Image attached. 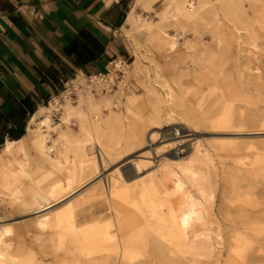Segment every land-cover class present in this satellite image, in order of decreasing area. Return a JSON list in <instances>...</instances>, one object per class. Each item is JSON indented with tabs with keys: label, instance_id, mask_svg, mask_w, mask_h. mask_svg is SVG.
<instances>
[{
	"label": "bare ground",
	"instance_id": "1",
	"mask_svg": "<svg viewBox=\"0 0 264 264\" xmlns=\"http://www.w3.org/2000/svg\"><path fill=\"white\" fill-rule=\"evenodd\" d=\"M141 1L147 10L152 9L154 0ZM243 1L245 0H167L168 5L160 14V20L154 21L143 14L132 13L128 22L138 32L145 31L148 42L172 50L177 48L184 32L173 35L165 29V23L174 21L184 28L197 25L212 27L213 39L217 43L234 35L236 47L246 53L248 64H251L259 57L262 49L260 28L256 20L244 9ZM248 1L250 7L257 11L258 1ZM186 45L188 48L194 47L189 41ZM209 49L211 48L206 42H202L199 50L191 56L200 58L201 62H207ZM123 66L120 61L110 64V77L117 76L120 69H125ZM252 70L261 74L260 66ZM212 77L215 81L216 76ZM92 81L93 84L81 85L83 92L77 104L70 100L62 104L63 121L67 126L62 127L63 124L54 123L50 114L51 107L55 108L52 102L50 107H42L31 117L27 135L19 140H7L0 150V183L3 188L17 196L20 207L37 206L36 213L39 215L33 223L36 229L33 237L38 242L40 251L57 254L67 246L73 238L68 235V230L75 226V215L89 202H103L107 205L109 219L100 225L96 235L103 236L109 244L115 242V230L119 232L128 226L129 205L132 204L125 201L138 199L140 210H150L157 215L158 225L152 228L156 231V236L147 238L140 248H127L123 252H113L109 249L100 253L89 251L85 252L84 259L68 252L66 256L69 257L62 258L59 264H152L154 259L166 258L161 237L191 264H221L226 244L236 242V237L231 233L232 229L227 235L224 225L214 217L216 166L211 148L204 146L200 141L196 142L193 151L185 156L176 153L164 158L152 177H139L130 182L123 176H118L109 180V183L100 179L89 186L94 179L102 176L101 172L106 171L111 164L115 150L113 148H128L148 135L144 129L146 119L141 107L134 106L133 101L128 99L124 114L119 113V104L114 98L122 89H111L104 83L103 76L96 74ZM78 88L80 89V86ZM150 90L155 97L153 119H161L162 115H165L168 120H179L191 129L189 131L184 128L183 133L195 132V127L199 126L203 118L196 114L194 107H188L183 97L173 92L161 91L153 83ZM114 91L116 92L113 94ZM58 101L56 98V102ZM106 107L110 108L107 114L101 111ZM92 114L96 115V123L91 119ZM178 115L182 119H179ZM188 117L190 119H183ZM74 118L81 124L79 130H73L69 125H77ZM206 122L216 130H227L240 124L227 113H221ZM167 123L163 125H170ZM55 131L58 138L53 140L52 133ZM192 136L193 134H189L183 137ZM183 143H171L170 150ZM95 149L99 152L98 155L94 152ZM131 150L121 149L119 154L128 157ZM34 151L45 160L41 169L46 174L45 179L35 178L31 172ZM259 161L257 159L255 162ZM54 163L58 165L59 175L48 169L49 165ZM18 174L33 180L35 187L30 192L29 200L23 198V190L14 189ZM71 197L73 198L70 199ZM159 197H165L171 203L176 223L165 215L157 214L158 205L154 199ZM65 201L67 202L64 203ZM14 230L13 224H0V264H44L34 262L32 254L23 255L22 244L19 246L21 249H14V239L11 237ZM20 237L25 239L23 234Z\"/></svg>",
	"mask_w": 264,
	"mask_h": 264
},
{
	"label": "rangeland",
	"instance_id": "2",
	"mask_svg": "<svg viewBox=\"0 0 264 264\" xmlns=\"http://www.w3.org/2000/svg\"><path fill=\"white\" fill-rule=\"evenodd\" d=\"M257 1V11L250 7L248 0L242 3L260 28L262 49L259 57L251 64H248L246 53L236 47L234 35L217 43L213 39L212 27L197 25L184 28L174 21L165 23V29L173 35L184 32L177 48L173 50L148 42L146 32H138L131 25L129 30H124L129 38L131 58L117 60L125 62V77L119 75L114 88L111 89H122L114 98L119 104V113L124 114L128 99L133 101L134 106L143 109L146 119L144 129L148 135L128 148H113L115 150L111 164L106 171L101 172L102 176L94 179L89 185L100 179L109 183V180L118 176H123L130 182L139 177H152L164 158L176 153L185 156L192 152L196 142L200 141L204 146L211 148L216 166L214 217L224 225L227 235L232 229L231 233L236 237V242L226 244L221 264H264V0ZM137 4L141 7L138 14L154 21L160 20V14L168 5L167 0H154L152 9L147 10L141 0H137ZM187 41L192 42L194 47L188 48ZM202 42H206L211 48L210 55L206 57L209 59L207 62H201L200 58L191 56L199 50ZM257 66L261 67V74L252 70ZM212 76H216L215 81ZM88 77L77 76L68 86L77 83L84 85L88 83ZM152 83L161 91L173 92L183 97L188 107H194L196 114L203 118L199 126L195 127V132L183 133L184 128L189 131L191 129L179 120H168L165 115H162L161 119H153L155 97L150 90ZM50 105L51 101L47 106ZM53 110L54 107H51L50 114L54 123L63 124L62 127L67 126L64 121L54 119ZM101 111L107 114L110 108H102ZM221 113L229 114L240 124L227 130L213 129L206 120ZM178 118L182 119L179 115ZM91 119L94 123L97 122L95 114H92ZM167 122L170 125H163ZM75 123L76 126L69 123L70 127L79 130L80 122L76 119ZM189 134L193 136L183 137ZM57 138L58 133L55 131L52 133V139ZM178 141L184 143L170 150V144ZM121 149L132 150L128 157H123L119 154ZM94 152L97 155L99 153L96 149ZM257 159L260 160L258 163L255 162ZM253 161L255 164H252ZM44 165L43 157L34 151L31 172L35 178L45 179L46 174L41 171ZM48 169L58 174L56 163L49 165ZM15 179L14 189L23 190V198L29 200L30 192L35 187L32 178L18 174ZM125 202L132 204L129 205L128 226L119 232L115 230V242L109 244L103 236L96 235L100 225L109 219L107 205L103 202H89L77 211L75 226L68 230V235L73 238L67 246L57 254L51 251L42 253L33 237L36 232L33 223L39 215L36 213L37 206L20 207L17 196L6 191L0 183V224H13L15 227L11 236L15 250L21 249L19 246L22 244V254H32L34 262L59 264L62 258L69 257L66 256L68 252L80 255L82 259L85 252L89 251L100 253L109 249L113 252H123L127 248H140L147 238L156 236V231L152 228L158 225L157 215L150 210H140L138 199ZM125 202L122 203L126 205ZM154 202L158 205L157 214L165 215L175 222V213L165 197L155 198ZM22 234L25 236L23 240L20 237ZM160 241L166 258L154 259L152 264H191L177 254L162 237Z\"/></svg>",
	"mask_w": 264,
	"mask_h": 264
},
{
	"label": "crops",
	"instance_id": "3",
	"mask_svg": "<svg viewBox=\"0 0 264 264\" xmlns=\"http://www.w3.org/2000/svg\"><path fill=\"white\" fill-rule=\"evenodd\" d=\"M139 11L137 0H0V150L75 77L131 58L124 30Z\"/></svg>",
	"mask_w": 264,
	"mask_h": 264
},
{
	"label": "built area",
	"instance_id": "4",
	"mask_svg": "<svg viewBox=\"0 0 264 264\" xmlns=\"http://www.w3.org/2000/svg\"><path fill=\"white\" fill-rule=\"evenodd\" d=\"M122 62V64L124 65V61H120ZM112 63L117 64V61H113ZM111 63V64H112ZM125 68V66H123ZM125 71V69H120L117 73V76H113L110 77V72L111 69L108 68V70L106 72H100L97 73L96 75L99 76H103V81L106 84V86H109L110 88H114L115 84H116V78H118V76H122L125 77V75L123 74ZM123 75H122V74ZM95 75V74H94ZM94 75H90L88 77V83L93 84L92 78L94 77ZM80 86V89L78 88ZM83 87H81V84H73L72 86H68L66 85L65 90L61 93H59L56 97H54L51 100V103L53 102L55 104V108L53 110L54 112V119L62 122L63 121V108H62V104L64 102H66L67 100L72 101L73 103H77L79 101L80 98V94H82L83 91H81ZM94 91H96V89H93ZM56 98H58V102H56Z\"/></svg>",
	"mask_w": 264,
	"mask_h": 264
},
{
	"label": "trees",
	"instance_id": "5",
	"mask_svg": "<svg viewBox=\"0 0 264 264\" xmlns=\"http://www.w3.org/2000/svg\"><path fill=\"white\" fill-rule=\"evenodd\" d=\"M21 137L15 138V140H19Z\"/></svg>",
	"mask_w": 264,
	"mask_h": 264
}]
</instances>
